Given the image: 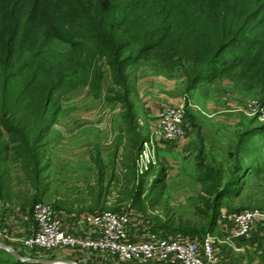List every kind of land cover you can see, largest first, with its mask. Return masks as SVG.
Masks as SVG:
<instances>
[{"label":"trees","instance_id":"16d2710c","mask_svg":"<svg viewBox=\"0 0 264 264\" xmlns=\"http://www.w3.org/2000/svg\"><path fill=\"white\" fill-rule=\"evenodd\" d=\"M145 10L153 27L148 30L142 27ZM115 53L126 54L109 65L122 91L126 132L139 151L127 98L130 67L152 62L157 73L183 77L191 92L227 77L241 91L259 92L264 99V0H0V140L8 134L0 142L1 201L43 199L51 158V129L44 122L52 118L51 101L62 90L87 85L86 62L95 66L90 73L99 81L98 59ZM253 129L260 131L250 127L243 134L251 136ZM202 164L199 180L213 184L210 209L235 194L238 183L228 175L221 184V175ZM150 168L148 163L142 172ZM237 171L240 165L234 164L230 173ZM144 182L136 183L132 195L130 207L137 211L145 190L147 200L153 192ZM21 185L29 189V199L19 197ZM100 195L94 196L93 210L102 205ZM93 210L85 211H98ZM15 260L0 258V264H42Z\"/></svg>","mask_w":264,"mask_h":264},{"label":"rangeland","instance_id":"374dc122","mask_svg":"<svg viewBox=\"0 0 264 264\" xmlns=\"http://www.w3.org/2000/svg\"><path fill=\"white\" fill-rule=\"evenodd\" d=\"M148 11L145 10L144 30L153 28ZM177 21L180 30L182 25ZM125 55L115 53L98 59L99 81H95L90 73L95 66H88L86 62L89 71L87 85L70 92L62 90L53 97L48 108L53 113L52 118L44 122L51 129L47 137L51 143L48 149L51 158L50 167L45 171L46 193L42 200L29 204H9L0 200V223L4 222L10 208H30L36 202L71 212L93 210L94 196L100 193L102 205L94 210H121L132 205L136 183L145 181V189L151 188L153 192L147 200L145 190L141 195L143 204L135 207L155 221L157 232L166 236L180 234L198 238L209 233L214 247L229 258L230 264H264V250L258 252L246 244H232L221 235L217 221L221 208L230 212L264 210V122L239 111L249 100L263 105L261 94L241 91L227 77L191 92L187 90L183 77L157 73L152 69V62L130 67L127 73H130L131 90L127 98L139 134L140 149L137 151L132 136L126 132L129 122L124 118L126 112L120 102L122 91L114 85L113 70L109 65V61ZM164 103L182 106L185 130L196 135L191 156L193 163L182 171V177L175 175L177 170L172 171L168 164H164L158 151L160 138L156 137L154 124L158 109ZM231 106H234V112L222 111ZM227 114L240 121L224 124L219 117L224 118ZM258 123L259 132L253 129L251 136L249 131L243 134L246 128H256ZM4 135L0 142L7 139L8 134L4 132ZM202 162L204 167L221 175V184L228 175L233 177V184L238 183L235 194L228 193L229 189L226 191L229 197L221 204L216 200L215 207L210 209L207 205L213 195V184L199 180ZM148 163L151 168L144 174L142 171ZM234 164L240 165V171L230 173ZM21 187L19 197L29 199V189L25 185ZM7 246L17 253L12 243ZM18 252L22 257H40L35 253ZM0 258L15 257L0 249Z\"/></svg>","mask_w":264,"mask_h":264},{"label":"built area","instance_id":"2783aa9c","mask_svg":"<svg viewBox=\"0 0 264 264\" xmlns=\"http://www.w3.org/2000/svg\"><path fill=\"white\" fill-rule=\"evenodd\" d=\"M242 112L264 122V104L249 100ZM184 120L182 106L161 104L154 124L156 137L177 142L186 133ZM217 218L218 223L227 221L232 239L241 240L249 237L254 226L264 224V210L229 212L221 208ZM0 226V249L2 244L12 243L17 253H35L40 257L33 258L55 264H221L222 261L209 233L202 238L166 236L156 231L155 221L131 207L71 212L36 202L30 208H10Z\"/></svg>","mask_w":264,"mask_h":264},{"label":"crops","instance_id":"0c3cea01","mask_svg":"<svg viewBox=\"0 0 264 264\" xmlns=\"http://www.w3.org/2000/svg\"><path fill=\"white\" fill-rule=\"evenodd\" d=\"M211 109H215V108L212 107ZM242 109L239 111L242 112ZM222 111L232 113L234 112V106H231V108H227V109L223 108ZM242 113L245 114L247 117H251L247 115V113L245 112H242ZM224 116H225L224 118L219 117L220 120L224 124H234L240 121V119H237L236 121L233 120V117H231V115H228V114ZM255 120L257 121V118H255ZM259 124L260 123H258L256 127L260 126ZM195 137L196 135L192 131H186L184 137H182L177 142H166V141H163L162 139L158 140L159 141L158 151H159V154L163 158L164 164L166 165L168 164L171 167V169H173L172 171L177 170V172L175 173V175L177 176L180 175V177H182L183 176L182 171L185 170L186 168L187 169L190 168L189 166L191 162L193 161L191 159V156L194 153L193 146L196 144ZM195 173L198 174L199 172L196 171ZM222 210H224V208H222ZM219 227H220L221 235L225 239L230 241L232 244H237V243L246 244L247 246H249L250 248L258 252H261L264 250V224L260 226H254L250 231L249 237L246 239H241V240H234L231 238V227L229 226L227 221L219 222ZM218 252L222 256L221 264H230L229 258H227L226 255L221 253V251H218Z\"/></svg>","mask_w":264,"mask_h":264},{"label":"water","instance_id":"95a60500","mask_svg":"<svg viewBox=\"0 0 264 264\" xmlns=\"http://www.w3.org/2000/svg\"><path fill=\"white\" fill-rule=\"evenodd\" d=\"M1 249H4V250L10 252L16 259H18L20 261L42 263V264H55V263H53L52 261H49V260L35 259L33 257L24 258L21 255H19L16 252H14L12 249H9V247L7 245H5V244H2Z\"/></svg>","mask_w":264,"mask_h":264},{"label":"bare ground","instance_id":"6f19581e","mask_svg":"<svg viewBox=\"0 0 264 264\" xmlns=\"http://www.w3.org/2000/svg\"><path fill=\"white\" fill-rule=\"evenodd\" d=\"M10 249V248H9Z\"/></svg>","mask_w":264,"mask_h":264}]
</instances>
